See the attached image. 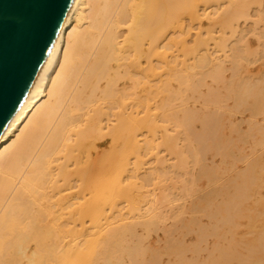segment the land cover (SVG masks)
Segmentation results:
<instances>
[{"label":"bare ground","instance_id":"1","mask_svg":"<svg viewBox=\"0 0 264 264\" xmlns=\"http://www.w3.org/2000/svg\"><path fill=\"white\" fill-rule=\"evenodd\" d=\"M0 264H264V0H73L0 138Z\"/></svg>","mask_w":264,"mask_h":264},{"label":"water","instance_id":"2","mask_svg":"<svg viewBox=\"0 0 264 264\" xmlns=\"http://www.w3.org/2000/svg\"><path fill=\"white\" fill-rule=\"evenodd\" d=\"M73 0H0V138L37 79Z\"/></svg>","mask_w":264,"mask_h":264}]
</instances>
